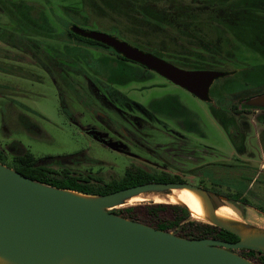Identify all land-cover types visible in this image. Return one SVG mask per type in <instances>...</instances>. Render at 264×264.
Segmentation results:
<instances>
[{"label":"rangeland","instance_id":"374dc122","mask_svg":"<svg viewBox=\"0 0 264 264\" xmlns=\"http://www.w3.org/2000/svg\"><path fill=\"white\" fill-rule=\"evenodd\" d=\"M23 1L43 5L59 33H65L71 25L105 32L138 48L156 51L167 61L179 59L181 66L186 60H209L213 54L220 61L219 67L206 69L229 74L213 82L208 102L150 70L149 76L143 71L133 81L114 85L153 113V119L142 128L136 120H123L130 133L126 138L109 134L111 140L119 143L115 147L83 131L82 127L88 125L101 133L108 130L69 88L65 89L68 109L78 116V122L61 110L58 90L43 69L0 61L20 66L29 74L23 77L0 71V149L5 152V165H11L14 156L28 151L37 165L58 176L68 174L94 185L119 179L127 169L165 173L180 178L177 182L206 189L213 194L216 206H231L237 219L264 229V214L257 209L264 206V126L255 122L260 111L248 113L251 125L240 130L232 115L222 110L226 104L223 92L230 76L245 78L243 71L253 75L264 71V0ZM53 12L61 22L55 20ZM235 17H240L239 27L232 30ZM7 22V17L0 14V24ZM91 51L95 56L111 55L103 48ZM82 86L78 84L77 88L84 94ZM258 87L255 92H264L263 85ZM91 103L95 110L117 119L94 98ZM133 115L142 117L135 112ZM124 147L127 153L120 152ZM235 167V172L230 171ZM156 204L166 207L151 218L145 208ZM173 205L145 200L126 202L112 211L120 214L119 210L133 206L137 212L134 215L142 223H155L172 220ZM189 222L210 224L188 214L180 225ZM178 229L171 232L177 234Z\"/></svg>","mask_w":264,"mask_h":264},{"label":"water","instance_id":"95a60500","mask_svg":"<svg viewBox=\"0 0 264 264\" xmlns=\"http://www.w3.org/2000/svg\"><path fill=\"white\" fill-rule=\"evenodd\" d=\"M71 32L111 47L125 59L158 73L202 101L224 72L180 67L112 35L77 25ZM264 108V93L245 100ZM93 137L106 143L98 134ZM107 145L118 147L116 143ZM188 188L198 194L207 221L237 236L186 238L112 211L140 194ZM213 194L186 182H146L107 194L48 185L0 162V262L3 264H257L236 250L264 252V229L215 214ZM181 206V205H179ZM185 207V206H182ZM186 208V207H185ZM187 209V208H186Z\"/></svg>","mask_w":264,"mask_h":264},{"label":"trees","instance_id":"16d2710c","mask_svg":"<svg viewBox=\"0 0 264 264\" xmlns=\"http://www.w3.org/2000/svg\"><path fill=\"white\" fill-rule=\"evenodd\" d=\"M0 14L6 16L8 19L7 23L0 24V43L4 44V46H0V61L28 64L43 69L52 79L58 90L61 110L73 122H78V116L72 114L68 109V97L65 89L69 88L73 96H76L80 103L104 129L108 130L101 133L94 129L95 126L88 125L82 127L85 133L98 134V136H104L110 133L126 138V135L130 132L123 126V120L126 118L136 120L138 127L142 128L153 119V113L148 108L133 101L114 86L133 81L136 77L141 76V72L143 71H145L146 76H149L151 72L148 69L138 63L125 59L111 47L75 34L70 29L65 33L57 32L56 27L51 23V17L47 14L43 5L28 4L23 0H0ZM55 14L53 12L55 20L61 22L60 16ZM233 20L235 22V18ZM235 23H233V26L231 25L232 30H237ZM92 48H103L111 55L95 56L91 51ZM139 48L160 56L158 52L150 51L146 47L140 46ZM210 56L212 57L209 60H186L182 66L189 69L213 68L214 64L220 61L217 56L213 54H210ZM178 61L180 60H176L175 58L170 60V62L179 65L180 62ZM0 71L23 77L29 75L28 71L23 70L22 67L12 64L9 65L4 62H0ZM223 72V76L216 80L228 76L229 72ZM243 74H245V78L229 77L230 83L225 87L223 92L226 104L222 107L224 114L230 113L233 119L237 121L240 130L243 127H250L251 121L248 113L254 111H260L255 117L256 124L264 126V108L250 107L244 103L246 99L261 94V92L255 91H258V86H264V71L258 75L244 71ZM82 83L85 84V87L82 86ZM78 84H81L85 92L84 94L78 90ZM92 98L98 101L110 113H114L117 119L109 113L95 110L91 103ZM133 112L139 113L142 117L133 115ZM215 119L226 133L231 136V132L227 129L223 121L216 115ZM247 132L245 130V134ZM5 160V152L0 149V162L6 164ZM7 165L33 180L59 188L94 195L107 194L151 181H181L180 178L171 177L165 173L152 174L143 169H137L135 171L127 169L119 179H112L102 185H94L76 176H70L68 174L58 176L57 172L45 166L37 165L33 154L28 151L14 156L11 165ZM230 169V171L235 172L238 168ZM224 170L228 171L229 169L224 168ZM240 196L238 199H240ZM229 200L232 199L230 198ZM244 200L246 201V199ZM171 204H175L170 206L175 214L172 220L158 221L155 223L148 221L145 223L157 229L168 231H173V228L179 227L177 234L186 238H217L228 242H234L238 239L231 232L211 224L189 222L180 225L184 217L188 214L191 215V213L185 205L177 203ZM182 206H185L187 209ZM164 207L166 206L161 204L147 207L145 208L147 211L146 214L153 218L156 215L155 213L161 211ZM257 209L264 214V206H259ZM119 212L126 218L141 222L134 215L137 212L133 206L123 208ZM238 252L251 260H255L257 264H264V252L250 249H242L238 250Z\"/></svg>","mask_w":264,"mask_h":264},{"label":"bare ground","instance_id":"6f19581e","mask_svg":"<svg viewBox=\"0 0 264 264\" xmlns=\"http://www.w3.org/2000/svg\"><path fill=\"white\" fill-rule=\"evenodd\" d=\"M145 200L185 205L193 217L207 221L206 212L201 198L198 194L188 188L172 189L168 194H140L130 198L127 202H141ZM230 207L226 205L218 206L215 210V214L224 220H238ZM0 264L3 263L0 262Z\"/></svg>","mask_w":264,"mask_h":264},{"label":"flooded vegetation","instance_id":"af4514ba","mask_svg":"<svg viewBox=\"0 0 264 264\" xmlns=\"http://www.w3.org/2000/svg\"><path fill=\"white\" fill-rule=\"evenodd\" d=\"M236 13H238L239 14V10H237V12ZM240 17H235V22L237 23L236 25L239 27V22H240V19H239ZM237 27V28H238ZM177 65V64H176ZM178 66H180V65H178ZM180 67H182V66H180ZM214 67H219V65L218 64H214ZM110 134V133H109ZM109 134H106V135H100V137H101V139H104V140H106V145H107V143H116L118 146H119V143L118 142H116V141H113V140H111V135H109ZM93 136V135H92ZM105 137V138H104ZM117 137H121V136H117ZM121 138H125L124 136H122ZM120 150V152H123V153H127V151H126V147H124L123 149L122 148H120L119 149ZM129 153V152H128Z\"/></svg>","mask_w":264,"mask_h":264}]
</instances>
